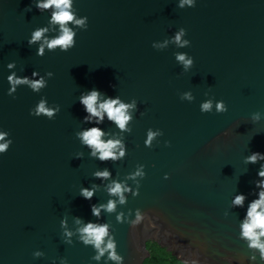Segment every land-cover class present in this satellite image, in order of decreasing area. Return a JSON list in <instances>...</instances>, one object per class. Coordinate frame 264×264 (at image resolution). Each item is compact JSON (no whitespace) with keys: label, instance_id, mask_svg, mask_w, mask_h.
I'll return each instance as SVG.
<instances>
[{"label":"water","instance_id":"obj_1","mask_svg":"<svg viewBox=\"0 0 264 264\" xmlns=\"http://www.w3.org/2000/svg\"><path fill=\"white\" fill-rule=\"evenodd\" d=\"M178 2L74 0L73 11L88 18V29L77 30L76 45L67 53L46 50L40 57L38 45L27 41L48 25L50 12L41 13L35 0H0V130L13 141L0 154V264H60L61 258L68 264H116L107 252L92 260L93 247L75 234L71 245L64 243L60 227L65 217L73 232L74 216L97 222L91 205L109 199L117 201L116 210H101L98 222L110 225L106 240L114 236L123 264H142L149 256L147 242L183 264H264L258 252L256 261L249 259L253 253L240 239L264 163H244L252 152L264 154V0H196L184 9ZM56 27L49 25L50 36ZM180 28L190 47L152 48ZM176 52L194 57L192 69L183 72ZM11 62L16 67L9 70ZM12 71L21 77L51 71L54 77L40 93L18 87L13 99L7 94ZM92 89L138 102L133 131L124 134L127 155L116 163L90 158L75 136L93 126L118 132L107 119L82 123L87 113L78 98ZM185 91L194 101H181ZM42 96L50 106L60 105L54 120L29 115ZM209 98L223 100L228 111L201 113V102ZM257 111L262 119L254 123L251 114ZM149 128L164 133L152 148L144 146ZM78 152L82 159H76ZM138 164L146 175L129 179ZM105 167L110 180L130 189L125 204L108 195L110 180L93 178ZM93 183L99 184L95 196L83 199L80 188ZM236 194L246 195L244 208L231 206ZM137 209L143 219L135 224ZM37 250L45 255L34 258Z\"/></svg>","mask_w":264,"mask_h":264},{"label":"clouds","instance_id":"obj_2","mask_svg":"<svg viewBox=\"0 0 264 264\" xmlns=\"http://www.w3.org/2000/svg\"><path fill=\"white\" fill-rule=\"evenodd\" d=\"M73 2L74 0H35V7L41 13L45 11L50 12L48 25L36 28L27 41L29 46L38 45L36 55L43 57L46 54V50L55 52L57 49L60 52L67 53L76 45L77 30L86 31L88 29V18L86 16L78 17L77 12L73 11ZM177 6L180 9L195 7L196 0H179ZM27 10L31 11V8ZM49 25L58 26L54 29V33L56 34L53 36L49 35ZM186 35V29L180 28L172 37L166 38L163 41H154L151 46L157 51H163L169 45H175L177 48L190 47L191 41L184 38ZM174 56L176 62L182 66L183 72H188L194 66V57L187 53L176 52ZM15 67L14 62L7 64L9 70ZM53 77L54 73L51 71L46 72L44 75H40L38 71H33L31 77H21L15 71H12L7 76V82L10 85L7 94L16 99L15 93L20 86H27L32 92L40 93L48 86V81ZM78 99L87 113L83 117L82 123L101 125L107 119L108 122L114 124L118 129L117 134H113L106 132L101 127L93 126L83 128L75 133L80 144L89 149L90 158L97 159L102 163L109 161L116 163L123 160L127 155L124 134H131L133 131L130 125L134 120V114L138 111L137 100L133 98L130 102H124L119 96H107L96 89L81 93ZM180 99L181 101L192 102L195 97L191 91H185L180 93ZM213 108L217 114L228 111V107L223 100L209 98L200 104L201 113H211L213 112ZM60 111V105L53 104L50 106L47 98L42 96L35 107L29 110V115L37 118L43 116L49 120H54ZM140 115L143 116L145 113L141 112ZM261 119V112L257 111L251 114V120L254 123L259 122ZM163 134V131L160 129L153 130L149 128L146 132L144 146L152 148L154 146L153 142L157 141V138L163 136ZM223 135L227 136L228 132H224ZM9 136V132L0 130V154L6 153L13 143ZM164 145L170 147L171 142L164 141ZM83 155V152H78L76 159H82ZM261 161H264V154L260 152H252L244 159L245 164H257ZM144 168L143 164L136 165V171L130 173L128 178L134 180L138 176L144 177L146 175ZM92 175L94 179L109 181L111 171L105 167L102 170L98 169L94 171ZM257 176L258 179L254 181L255 188L258 190L255 193L257 198L251 200L247 205L246 213L240 224V239L246 241L249 250L252 251L253 254L249 258L251 261H256L257 252L260 260L264 261V163H260ZM168 178V175L165 174L164 179ZM98 189L99 184L93 183L90 187H81L79 195L83 199L90 201ZM106 190L109 196L118 197L121 205L126 203L124 192L130 191V189L124 186L123 182L114 179L110 180V183L106 185ZM133 195H139V191L133 192ZM246 199V195L236 194L231 201V206L233 208H244ZM116 205L117 201L113 199H109L106 204H92L91 214L97 218V222H85L82 218L74 216L73 224L77 225L74 232L68 227L67 217L61 219L60 227L64 243L71 245L73 243L72 237L75 234L78 237V241L83 245L93 247L95 255L91 257L92 260L99 261L107 252L109 260L115 261L116 264H123V257L116 252L117 242L114 236L106 240V237H109L110 225L106 222H98L101 210L113 213L116 210ZM121 215H117V221L121 220ZM225 216H227V212ZM142 219L143 216L140 214L139 209H137L136 221L133 223L138 224ZM44 255L39 250L33 252L34 258H40ZM53 264H55V261H53ZM60 264H68L67 259L61 258ZM229 264H231V261H229Z\"/></svg>","mask_w":264,"mask_h":264},{"label":"trees","instance_id":"obj_3","mask_svg":"<svg viewBox=\"0 0 264 264\" xmlns=\"http://www.w3.org/2000/svg\"><path fill=\"white\" fill-rule=\"evenodd\" d=\"M146 247L149 251V256L142 264H183L170 252H167L155 242H147Z\"/></svg>","mask_w":264,"mask_h":264}]
</instances>
